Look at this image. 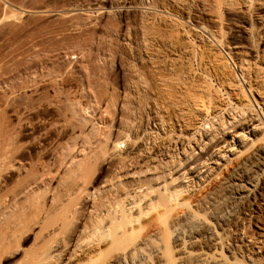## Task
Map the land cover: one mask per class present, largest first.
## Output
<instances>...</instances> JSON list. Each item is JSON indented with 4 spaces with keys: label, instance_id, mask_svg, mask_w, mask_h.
Wrapping results in <instances>:
<instances>
[{
    "label": "rangeland",
    "instance_id": "obj_1",
    "mask_svg": "<svg viewBox=\"0 0 264 264\" xmlns=\"http://www.w3.org/2000/svg\"><path fill=\"white\" fill-rule=\"evenodd\" d=\"M263 5L0 0V264L27 263L41 240L52 244L44 235L63 243L146 192L139 210L123 209L127 218L143 214L139 237L179 217L197 240L187 247L189 262L221 253L228 262L264 264ZM248 120L257 127L237 137L240 147L231 136ZM223 151L228 158L216 160ZM249 175V193L233 199ZM159 190H183L172 195L185 202L158 211ZM44 224H55L46 230L58 228L57 239L43 234ZM177 250L170 240L169 256L178 258Z\"/></svg>",
    "mask_w": 264,
    "mask_h": 264
},
{
    "label": "bare ground",
    "instance_id": "obj_2",
    "mask_svg": "<svg viewBox=\"0 0 264 264\" xmlns=\"http://www.w3.org/2000/svg\"><path fill=\"white\" fill-rule=\"evenodd\" d=\"M249 3V2H248ZM259 4H261V3H259ZM250 5V4H249ZM248 5V6H249ZM264 6V5H263ZM258 26V25H257ZM264 27V26H263ZM246 63H247V61H246ZM242 64V63H241ZM248 65V64H247ZM241 67V66H240ZM245 67V66H244ZM245 69V68H244ZM246 71V70H245ZM243 77V76H242ZM258 79V78H257ZM247 81V80H246ZM245 81V82H246ZM244 82V83H245ZM248 82V81H247ZM251 85V84H250ZM249 86V85H248ZM252 88V87H251ZM250 88V89H251ZM247 89H249V88H247ZM258 89V88H257ZM261 89V88H260ZM251 90H253V89H251ZM245 92V91H244ZM251 94V93H250ZM248 96V95H247ZM245 97V96H244ZM253 99V98H252ZM249 100V99H248ZM248 100H246V101H248ZM250 103V102H249ZM257 104V103H256ZM237 107V106H236ZM263 107H264V105H263ZM261 108V107H260ZM235 110V109H234ZM237 110V109H236ZM243 111V110H242ZM234 113V112H233ZM243 113V112H242ZM241 114V113H240ZM235 115V114H234ZM237 115V114H236ZM260 115L262 116L263 114L262 113H260ZM240 116V115H239ZM242 116V115H241ZM235 117V116H234ZM264 117V116H263ZM262 117V118H263ZM233 118V117H232ZM243 120V119H242ZM245 120H246V118H245ZM245 122V124H246V122L249 124V123H251V124H249V125H247V127L245 128V129H242L241 130V132L242 133H234V135L233 136H231V139L232 140H234V138L236 139L237 137L239 138V136H241V138L243 137V139H244V137H247L248 138V136L244 133L245 132V130H247V129H249V130H254L256 127H257V123H256V125L254 124H252V122H249V120L248 121H244ZM245 124H244V127H245ZM243 125V124H242ZM225 126V125H224ZM240 126H238V128H239ZM1 129V128H0ZM259 129V128H258ZM239 130H240V128H239ZM257 130V129H256ZM236 131V130H235ZM255 131V130H254ZM254 131H253V133H254ZM248 132V131H247ZM224 133H226V132H224ZM251 134H253L252 133V131L250 132ZM240 134V135H239ZM224 135V134H223ZM264 136V135H263ZM211 138H213V137H210V139ZM238 138H237V140H238ZM220 139V138H219ZM246 139V138H245ZM118 140V139H117ZM212 140H214V139H212ZM231 140V141H232ZM215 141V140H214ZM223 141H225V140H223ZM244 141V140H243ZM248 141V140H247ZM117 142L118 141H116V144L115 145H117ZM238 142V145H240V147H242L243 145H242V141H237ZM121 143V142H120ZM216 143V142H215ZM224 144H227L228 143V141L225 143V142H223ZM222 143V144H223ZM230 143V142H229ZM250 143H251V141H250ZM223 144V146H225ZM233 143L231 142V144H227L226 146H228V149L226 150L225 149V152L226 153H230L231 154V156H234V154H233V152L230 150L232 147H234V144L232 145ZM252 144V143H251ZM120 145V144H119ZM246 145V144H245ZM248 145V144H247ZM216 146H219V144L218 145H216ZM220 146H222V145H220ZM222 146V147H223ZM225 146V147H226ZM115 147V146H114ZM114 147H113V149H114ZM224 147V148H225ZM116 148V147H115ZM230 148V149H229ZM117 149V148H116ZM116 149H114V150H116ZM218 149H220V147L218 148L217 147V149L216 150H218ZM233 150V149H232ZM220 151H222L221 149H220ZM219 151V152H220ZM240 151V150H239ZM225 152L223 151V153L224 154H221L220 155V153H219V155L220 156H218V157H215L216 158V160L217 159H225ZM232 152V153H231ZM263 152H264V148H263ZM215 154H217V153H215ZM264 154V153H263ZM223 155H225V156H223ZM228 155V154H227ZM209 156V155H208ZM211 156V155H210ZM209 156V157H210ZM216 156V155H215ZM207 157V156H206ZM224 157V158H223ZM227 158H228V156H226ZM213 158H214V156H213ZM189 159V158H188ZM207 159H210V158H207ZM212 159V158H211ZM187 160V159H186ZM221 160V161H222ZM190 161V160H189ZM197 161V160H196ZM202 161V160H201ZM201 161H199V162H201ZM210 161V160H209ZM224 161V160H223ZM229 161H230V159H229ZM193 162V161H192ZM205 162V161H204ZM187 163V162H186ZM214 163H217V162H214ZM202 164V165H201ZM200 165H198V167H204L205 168V164H203V163H201ZM210 164H212V161L210 162ZM204 165V166H203ZM181 167V166H180ZM208 167V166H207ZM186 168V167H185ZM189 168V167H188ZM187 168V169H188ZM194 168V167H193ZM200 168H198L197 170H194L195 172L194 173H196L197 175L199 174V172L198 171H201V170H203V169H200ZM180 169V168H179ZM178 169V170H179ZM189 169H191V168H189ZM207 169V168H206ZM212 169V168H211ZM186 170V169H185ZM184 170V171H185ZM189 171V170H188ZM197 171V172H196ZM210 171V170H209ZM183 172V171H182ZM193 172V171H192ZM202 172H204V171H202ZM201 172V173H202ZM207 172H208V170H207ZM181 174H183V173H181ZM202 174H204V173H202ZM206 174H208V173H206V171H205V174L204 175H206ZM180 175V174H179ZM200 175V174H199ZM129 176V175H128ZM179 177V176H178ZM199 177V176H198ZM181 178V177H180ZM153 179V178H152ZM151 179V180H152ZM253 176L252 175H249L248 176V178L246 179V181H244V184L246 185H243V184H236L235 186H234V188L236 189L235 190V196L233 197V199H235V200H240V199H243V198H245L246 196H247V194L249 193V189H247V187L248 186H251V182H253ZM156 180V179H155ZM170 180H171V183H173V182H176V180L178 181L179 180V178H177L176 179V177L174 178H170ZM169 180V181H170ZM148 181V180H147ZM146 181V182H147ZM151 182V181H150ZM180 182V181H179ZM164 183H166V182H164ZM163 183V184H164ZM169 183V182H168ZM168 183H167V185H168ZM177 183V182H176ZM161 184V183H160ZM174 184V183H173ZM146 184H144V185H142V186H145ZM151 185V184H150ZM149 185V186H150ZM158 185V184H157ZM166 185V184H165ZM165 185H163V186H160L162 189H163V191H165L166 190V187H165ZM171 185V184H170ZM138 186V185H137ZM172 186H174V185H172ZM172 186H169V187H172ZM147 187V186H146ZM146 187L144 188V189H146ZM168 187V188H169ZM138 188V187H137ZM140 188V187H139ZM155 188H158V187H155ZM161 188H158V189H161ZM158 189H151L150 191H151V193L154 191L155 192V190H157L158 191ZM161 189V190H162ZM171 189V188H170ZM174 189V188H173ZM172 189V190H173ZM109 191V190H108ZM107 191V192H108ZM139 191V190H138ZM142 191V190H141ZM141 191H139L140 193H142ZM144 191V190H143ZM148 192H149V190H147ZM156 191V192H157ZM160 191V190H159ZM175 191V190H174ZM173 191V193L172 194H181L182 193V191L181 192H177L178 190H176V192H174ZM180 191V190H179ZM131 192V191H130ZM145 192V191H144ZM154 192H153V194H154ZM156 192H155V195H156ZM166 192V191H165ZM106 193V192H105ZM135 193V192H134ZM147 193V192H146ZM144 193L143 194V196H146L147 197V195H151L150 193ZM161 191L159 192V193H157V194H159V196L158 197H160L161 196V194H163V192L161 193ZM129 194V193H128ZM131 194V193H130ZM136 194V193H135ZM168 194V195H167ZM165 193V194H163L164 195V197L162 198V197H160L161 198V200H160V198H158L157 197V200H156V198H155V200L157 201H155V200H153V201H155L156 202V204L155 205H153V201L151 200H149L151 203H152V205L155 207L156 205V210H163L164 212H165V209L167 208V207H170V206H174L175 204H177V202L180 200V203H184L185 202V199L183 200V199H178L177 197H179V195H172L171 193ZM170 194V195H169ZM137 196H138V194H136ZM134 197H135V195H133ZM132 196V197H133ZM142 196V197H143ZM148 196V197H149ZM157 196V195H156ZM155 196V197H156ZM125 197H127L126 195H125ZM129 197V196H128ZM145 197V198H146ZM137 198L139 199L140 198V195L138 196V197H135L134 198V200H133V198H128V199H132L133 200V202H132V200L130 201V203L132 202V206L130 207L128 204L126 205V207L124 206V208H127L126 209V211L129 213L130 211H128V210H133L134 211V208H136L137 207V205H139V203H140V205L139 206H141L142 204V202H143V200H145L144 202L146 203L148 200H146L145 198L142 200V199H139V201H135V200H137ZM127 199V200H128ZM148 199V198H147ZM153 199V198H152ZM159 200H160V202H159ZM125 201V200H124ZM135 201V202H134ZM142 201V202H141ZM126 202V201H125ZM143 202V203H144ZM158 202L160 203L159 205H158ZM86 203V202H85ZM129 203V204H130ZM35 204V203H34ZM150 206H151V204L150 203H148ZM147 204V205H148ZM101 205V204H100ZM107 205V204H106ZM148 205V206H149ZM35 206V205H34ZM101 206H103V205H101ZM100 206V207H101ZM120 206V205H119ZM138 206V207H139ZM143 206H145V205H143ZM148 206H145V208L146 207H148ZM149 206V207H150ZM153 206H151L150 208H152ZM138 207H137V209H138ZM142 207V206H141ZM140 207V208H141ZM159 207V208H158ZM61 208H66L65 206L64 207H61ZM104 208V207H103ZM109 208V207H108ZM124 208H122V213H121V211H119L118 212V214L120 215V217L118 216V214L116 213V215L118 216V218L119 219H125V218H127V217H129V216H127V214H125V212L126 211H124L125 209ZM144 208V209H145ZM150 208H148V209H150ZM161 208V209H160ZM63 209V210H64ZM107 209V208H106ZM117 209V208H116ZM124 209V210H123ZM143 209V208H142ZM142 209H140V211L141 212H143L142 211ZM62 210V209H61ZM66 210V209H65ZM65 210H64V214L63 215H65V217L67 216L66 214H65ZM118 210H120V209H118ZM118 210H116V211H118ZM131 210V211H132ZM136 210V209H135ZM139 210V209H138ZM138 210L136 211V213H139V214H137L135 217H137L138 215H140V212H138ZM152 210H155V209H153L152 208ZM167 210V209H166ZM104 211V210H103ZM133 211L131 212V213H133ZM168 211V210H167ZM167 211H166V213H167ZM59 212H61V211H59ZM107 212V211H106ZM106 212H105V215H107V214H109V213H107L106 214ZM108 212H110V211H108ZM161 213V217L163 218L164 216H166L165 214L166 213H163L162 211H160ZM222 212V211H221ZM61 213H63V212H61ZM61 213H60V215H61ZM67 213V212H66ZM111 213V212H110ZM115 213H114V216L113 215H111V216H113V218L110 216V214L109 215H107V218H103V217H106V216H104L103 215V213H102V217L100 218V216H97V214H95L96 216H97V219L95 220V219H93L92 218V222L91 221H87L88 223L89 222H91V224H88L87 222H85L86 224H88V225H86V224H84V231H82L81 229L79 230L78 229V233L77 234H80V236H82V234H84V233H86V235H83L84 237H80V236H78L77 234H75L76 232H73L74 233V238H71V237H69V238H71V239H65V241L63 242V240H62V242L63 243H60L59 242V238L57 239V237L55 238L54 237V235L55 236H57L58 234V232H55V234H54V232L53 231H58L59 229L58 228H56V230H53V231H47L46 230V228L49 230L51 227H50V225L53 227L54 225H52V224H50L49 226H48V224L46 225V224H44L43 225V227L45 228V230L47 231H43V234H47V233H51L52 234V236H51V238H55V239H57V240H55L54 238H53V240H55V242L54 241H52V240H47L46 238V236L48 235H44V237H45V241H48L49 242V244L52 242V244H48V243H46V245L48 244L49 246H42V245H44V243L45 242H43L42 240H41V243H39L40 245H41V247H39V246H36V247H38V248H36V250L37 251H35L34 250V254H33V252H32V254H31V256H30V252H28L29 254V256L30 257H28V256H25V254H24V258L25 257H28V259H26L25 261L27 262V263H25V262H23L24 264H239V263H237V262H228V261H226L225 260V258H224V256L220 253V254H215V255H206V256H202L201 258H199V257H197V259H194L193 261H191V262H189L188 261V259H187V257H189V256H191V253H189V252H186V250L188 249L187 247H188V245H193V244H195V242L197 241V240H195L194 238H193V234H194V232H193V230H192V228H189V229H184V228H182L181 227V225H180V218L179 217H175V219L174 218H172V220L171 221H168L167 222V220H166V222H159V226H158V229H157V231H155V232H153V233H151V234H149L148 235V233L146 234V235H148V236H144V235H142V236H144V237H139V234H137L138 233V230L139 229H141V227H142V224H141V226H140V224L138 225V222L140 223V220L143 218H141V216H143V214H141V216H138L137 218H135V217H132V218H127V219H125V220H121V222L119 223V225L120 226H118L117 225V223H115V222H117V220H119V219H114V217H115ZM144 213V212H143ZM162 213H163V215H162ZM220 212H218V213H216V215H218ZM70 214V213H69ZM123 214H125L126 215V217H124L123 216ZM159 213H157V216L161 219V217L158 215ZM100 215V214H99ZM132 215V214H131ZM215 215V214H214ZM59 216V215H58ZM108 216H110V218L108 217ZM62 217V216H61ZM61 217H59V218H61ZM93 217V216H92ZM98 217H99V219H100V221H98L99 219H98ZM122 217V218H121ZM158 217H157V219H158ZM57 218V217H56ZM95 218V217H94ZM103 218V219H102ZM116 218V217H115ZM91 219V218H90ZM102 219V220H101ZM140 219V220H139ZM62 220H63V218H62ZM93 220H95L96 222H94ZM116 220V221H115ZM86 221V220H85ZM120 221V220H119ZM118 221V222H119ZM122 221H124L123 223H122ZM48 222V221H47ZM63 223V222H62ZM115 223V224H114ZM193 224H196V222H194ZM115 225V226H114ZM118 227H117V226ZM50 227V228H48V227ZM54 229H55V226H54ZM58 229V230H57ZM143 229V228H142ZM142 229H141V231H142ZM140 230H139V233L141 232ZM84 232V233H83ZM41 233V232H40ZM43 234H41V235H43ZM50 234V235H51ZM54 234V235H53ZM204 234H205V238L208 240V241H210V242H212L213 241V237H214V235H215V233H214V229H213V227L212 226H207L206 228H205V230H204ZM49 236V235H48ZM40 237H42V236H40ZM59 237V236H58ZM68 237V236H67ZM66 237V238H67ZM77 237H78V239H77ZM51 238H49V239H51ZM80 238V239H79ZM38 239V238H37ZM42 239V238H41ZM173 241L174 243H176L177 245H178V252L180 253V256L178 257V258H174V257H170L169 256V253H168V242L169 241ZM59 243H58V242ZM43 242V243H42ZM53 243H55V244H53ZM27 254V253H26ZM33 255V256H32ZM22 263V264H23Z\"/></svg>",
    "mask_w": 264,
    "mask_h": 264
}]
</instances>
